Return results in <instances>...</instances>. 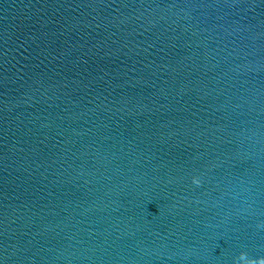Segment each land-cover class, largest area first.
Returning a JSON list of instances; mask_svg holds the SVG:
<instances>
[{"label": "water", "instance_id": "water-1", "mask_svg": "<svg viewBox=\"0 0 264 264\" xmlns=\"http://www.w3.org/2000/svg\"><path fill=\"white\" fill-rule=\"evenodd\" d=\"M249 259L264 0H0V264Z\"/></svg>", "mask_w": 264, "mask_h": 264}, {"label": "clouds", "instance_id": "clouds-1", "mask_svg": "<svg viewBox=\"0 0 264 264\" xmlns=\"http://www.w3.org/2000/svg\"><path fill=\"white\" fill-rule=\"evenodd\" d=\"M194 182H196V183H199V181L198 180H195ZM243 254V253H242ZM241 254V255H242ZM244 255V254H243ZM258 259V258H257ZM257 259H249L250 260V264H255V262H256V260Z\"/></svg>", "mask_w": 264, "mask_h": 264}]
</instances>
